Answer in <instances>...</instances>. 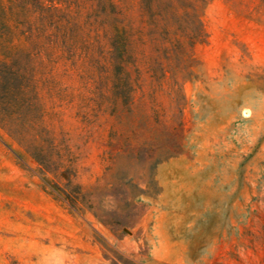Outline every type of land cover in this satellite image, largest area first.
Segmentation results:
<instances>
[{
    "label": "rangeland",
    "instance_id": "rangeland-1",
    "mask_svg": "<svg viewBox=\"0 0 264 264\" xmlns=\"http://www.w3.org/2000/svg\"><path fill=\"white\" fill-rule=\"evenodd\" d=\"M0 264H264V0H0Z\"/></svg>",
    "mask_w": 264,
    "mask_h": 264
}]
</instances>
